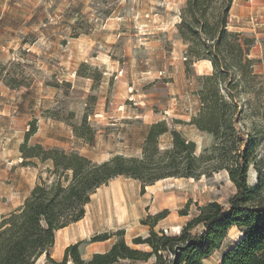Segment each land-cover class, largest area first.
I'll return each mask as SVG.
<instances>
[{
	"label": "rangeland",
	"instance_id": "obj_1",
	"mask_svg": "<svg viewBox=\"0 0 264 264\" xmlns=\"http://www.w3.org/2000/svg\"><path fill=\"white\" fill-rule=\"evenodd\" d=\"M200 1L219 9L226 0ZM185 2L0 0V202L22 198L28 190L24 175L17 176L14 172L23 166L20 145L33 118L48 119L47 123L53 126L45 127L44 137L39 138H62L66 145L60 148L67 152L81 149L92 159H103L115 151L127 156L142 155L141 127L130 123L113 125L114 117L102 116V92L110 95L120 81L125 82L124 87L129 82L133 87L130 93L138 94L137 98L128 99L137 103L134 107L146 106L161 113L171 128L195 141L198 156L211 152L213 135L188 123L201 106L197 94L199 76L210 74L212 69L202 73L207 69L196 66L197 61L189 67L186 65V45L174 32ZM228 23L230 30L241 33L250 57L255 59L256 76L241 81L230 92L238 103L239 127L245 137L255 140L253 163L263 166L264 0H232ZM112 61L115 67L105 75L103 72ZM98 104L101 110L95 112ZM105 108H109L108 102ZM84 117L96 132L97 140L91 143L67 136L59 127L63 122L74 132V126H80ZM34 142L30 138L29 143ZM159 143L162 149L170 147L171 135H162ZM256 176L251 164L249 184L256 183ZM53 179L47 171L45 180ZM152 190L147 201L139 205L138 212H128V231L123 229L126 242L144 251H149V247L136 245L133 239L148 237L146 225L152 222L149 216L156 211V203L165 200L169 205V215L161 224L187 222L197 213L198 206L208 202L218 201L228 206L236 187L228 172L221 170L200 179L163 180ZM138 199L141 201L140 196ZM189 200L190 214L181 218L179 211ZM241 236L239 229L231 228L221 247L204 259L203 264H221L222 254ZM49 263L45 255L36 261V264ZM116 264L150 263L119 261Z\"/></svg>",
	"mask_w": 264,
	"mask_h": 264
},
{
	"label": "trees",
	"instance_id": "obj_2",
	"mask_svg": "<svg viewBox=\"0 0 264 264\" xmlns=\"http://www.w3.org/2000/svg\"><path fill=\"white\" fill-rule=\"evenodd\" d=\"M231 5L232 0H226L221 8L215 9L200 0H186L177 24L186 45L187 67L199 60H209L212 64L210 74L199 76L197 94L201 106L189 122L198 130L213 135L211 152L198 156L195 141L161 120L149 127L140 157L116 154L97 162L78 150L67 152L60 147L30 144V138L38 129V119L33 118L20 145L22 165H33L34 158L51 159L53 168L48 172L54 179L51 182L41 179L21 209L2 217L0 264H36L44 255L52 264L69 261L73 264H116L119 261L146 262L152 258V264H203L204 259L221 247L232 227H237L242 236L222 254L221 264H264V165L253 163L255 140L245 137L239 127L238 103L230 92L241 81L256 76L255 59L250 57L241 33L229 29ZM178 122L183 123L182 120ZM74 133L91 143L96 132L84 117L80 126H74ZM166 133L171 135L172 144L162 149L159 139ZM251 164L257 173L254 185L248 182ZM221 170L228 172L236 187L228 206L218 201L198 206L197 213L176 234L155 230L169 210L149 216L152 222L148 237L133 239L134 244H144L149 251L132 248L121 229L114 234L92 237V242L113 236L118 238L107 252L95 253L88 261L81 256L80 244L68 246L61 262L51 257L55 231L77 221L84 214L91 195L111 179L125 176L147 186L172 177L200 179ZM190 204L191 200L179 211L180 216L190 214Z\"/></svg>",
	"mask_w": 264,
	"mask_h": 264
},
{
	"label": "crops",
	"instance_id": "obj_3",
	"mask_svg": "<svg viewBox=\"0 0 264 264\" xmlns=\"http://www.w3.org/2000/svg\"><path fill=\"white\" fill-rule=\"evenodd\" d=\"M174 32L176 34V37L181 38L177 28L174 29ZM197 62L198 63L196 64V66L201 67L203 65L207 69L206 72L202 73H209L212 69V64L209 60H199ZM114 67V62L107 65L103 73L107 75L109 71L113 70ZM123 84H125V82H116V89L112 91L110 95H107L106 93L102 92V116L114 117L115 123H111L113 125H117L120 123L122 125H128L130 123L136 128L141 127L143 129L142 141L144 143V140L151 124L157 121H161L165 117L161 113H157L146 106L134 107L137 105V103H132L131 100L128 99L134 97L137 98L138 94L130 93L133 87L129 82H127L125 87ZM105 102L109 103L108 109L105 108ZM97 110H101L99 104L96 105L95 112ZM47 120L48 119L46 118L38 119V129L36 133L31 137L34 138V143H39L45 148L64 147L66 144L62 138H39L44 137V132L46 131L45 127H47L48 125L53 126V124L47 123ZM59 127L65 130L67 136H70L72 138L76 137L78 139H83L81 137L75 136L73 129L68 125L65 126L63 122H60ZM94 140H97V136H95ZM78 150L79 152L81 151V149ZM80 153L89 157L83 152ZM116 154H122V152L115 151L108 157H105L103 159H92L91 157L89 158L93 161L101 162L110 159ZM32 161L35 162L33 165L19 167L18 170L14 172V174L17 176L24 175V180L27 183L26 185L28 190L25 192L22 198H12L11 200L5 203L0 202V221L3 216L21 209L24 205L26 198L31 194V191L33 190L36 183L40 182L41 179H45L46 172L49 169L53 168V162L51 159L41 161L38 158H34L32 159ZM172 179L182 178L172 177L163 180L169 181ZM163 180H158L152 185L143 186L139 180L127 178L125 176H118L116 178L111 179L107 184L100 186L91 195L90 202L85 205L84 214L77 221L72 222L68 226L55 231V242L50 249L51 257L55 261L61 262L64 256L65 249L72 244H80L79 250L81 256L86 261L90 260L95 253L107 252L111 248L113 243H115V241L117 240L115 236L107 240L95 242L91 241L92 237L102 233L114 234L117 230L120 229H126V231H128V212H138L139 205L141 204V202L143 203L144 201H147L148 195L150 192L153 191L152 189L153 187H155V184L161 183L163 182ZM130 181H133L134 184ZM139 196L141 197V201L138 199ZM156 197L157 196L155 195V198ZM16 199L18 200L16 201ZM164 201L165 200H162L161 202L156 203V211L150 214L151 216H154L165 209L169 210V205H167ZM147 216H149V214H147ZM180 217L185 218L186 216ZM160 221L155 226V230H167L170 233L176 232L180 228L182 229L183 225H185L186 223L181 222L166 225L164 223L161 224ZM146 226L149 227V234L151 227L149 225ZM148 262L150 264L153 263L152 260H148Z\"/></svg>",
	"mask_w": 264,
	"mask_h": 264
},
{
	"label": "built area",
	"instance_id": "obj_4",
	"mask_svg": "<svg viewBox=\"0 0 264 264\" xmlns=\"http://www.w3.org/2000/svg\"><path fill=\"white\" fill-rule=\"evenodd\" d=\"M166 233H169L167 230H165Z\"/></svg>",
	"mask_w": 264,
	"mask_h": 264
},
{
	"label": "bare ground",
	"instance_id": "obj_5",
	"mask_svg": "<svg viewBox=\"0 0 264 264\" xmlns=\"http://www.w3.org/2000/svg\"><path fill=\"white\" fill-rule=\"evenodd\" d=\"M235 228V227H234ZM231 230V229H230ZM241 235H242V233H241Z\"/></svg>",
	"mask_w": 264,
	"mask_h": 264
}]
</instances>
